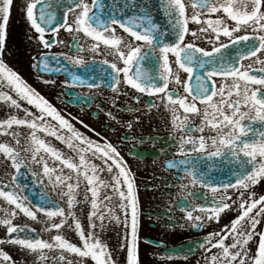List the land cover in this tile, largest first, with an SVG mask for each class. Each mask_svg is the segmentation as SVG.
<instances>
[{
  "label": "snow or ice",
  "instance_id": "snow-or-ice-1",
  "mask_svg": "<svg viewBox=\"0 0 264 264\" xmlns=\"http://www.w3.org/2000/svg\"><path fill=\"white\" fill-rule=\"evenodd\" d=\"M14 2L0 0V103L14 110L0 119V137L7 138L0 140V176L8 181H0V227L7 233L0 246H18L32 264H74L73 258L75 264H87V259L115 264L102 238L105 221L121 223L117 209L126 217L130 209L124 246L127 264H138V198L116 147L84 136L3 60ZM20 7L37 45L45 50L64 44L61 31L75 34L68 47L76 55L41 52L33 58L39 72L64 73L68 88L103 86L119 95L127 86L159 97L160 103L150 101L148 107L164 117L174 134L177 150L164 166L174 170L175 183L166 182V187L183 194L177 202L183 218L191 227L201 228L205 220L218 223L222 214L238 208L229 224L204 238L200 245L204 264H264V230L258 229L264 223V194L255 191L264 179V0H157V6L152 0H21ZM154 7L167 17L168 31H161L155 22ZM119 31L127 34V42ZM79 34L90 39L88 52L115 58L111 63L100 61L109 69L104 76L89 74L95 68L80 55L85 48ZM101 45L107 51L102 52ZM230 49L234 54H229ZM77 68L84 73H77ZM181 73L187 75L183 82ZM170 85H182L185 95ZM19 101L32 105L39 115L24 108L21 116ZM48 137L64 144L75 157L66 156ZM22 170L44 186L39 202L23 194L26 186L18 183ZM225 171L223 180L213 175ZM190 186L207 190L200 198L208 207L189 199L194 195ZM84 204L88 205L86 228L77 215ZM19 214L36 223L43 215L41 232L50 234L49 239L32 235L36 230L28 225L15 224ZM124 223L128 225L127 218ZM65 229L75 233L79 246L66 238ZM0 264H15L2 248Z\"/></svg>",
  "mask_w": 264,
  "mask_h": 264
},
{
  "label": "flooded vegetation",
  "instance_id": "flooded-vegetation-1",
  "mask_svg": "<svg viewBox=\"0 0 264 264\" xmlns=\"http://www.w3.org/2000/svg\"><path fill=\"white\" fill-rule=\"evenodd\" d=\"M20 4L21 0H15L11 10V16L7 24L6 49L3 60L8 67L16 71L29 86L52 104L84 136L100 144L107 141L116 147L132 175L138 198V264H204L205 252L200 247L204 242V238L209 233L218 232L229 224L231 219L235 218L238 208H233L232 211L222 214L218 223L215 220H205L203 227H191L183 218L184 213L177 206L178 198L182 199L183 194L179 193L176 187H166V182L175 183V181L174 170L166 169L164 165L167 160L172 158V154L177 149L173 138L174 134L171 133V128L164 122V117L155 108L150 110L148 107L150 101L160 103L159 97H149L136 93L127 86L121 87L119 95L113 93L110 88L103 86L91 90L87 87L68 88L64 84L66 79L64 73L50 75L47 72H39L38 69L33 67L37 63V60L33 58L41 52L47 51L53 54L63 52L66 55H76L75 49L70 50L68 47L72 44V36L75 34L61 31L59 38L64 41V44L54 45L50 50L43 49L42 45H37L36 34L26 22ZM153 15H156V8H154ZM160 23L162 24V21ZM190 28L195 30L197 26L192 24ZM118 34L124 37L125 42L128 41L127 34L122 31H119ZM239 34L243 35L245 33L241 32ZM46 38L48 37L46 36ZM79 42L85 48V51L80 55L89 62L90 67L95 68V71L89 74L104 76L109 69L107 65L100 64V61L107 59L111 63L115 62V58L110 55H96L88 52L87 48L90 46L91 41L84 38L82 34H79ZM224 42H227L226 38H224ZM243 43H241V47ZM197 45L205 47L206 50L211 49V45L203 41H197ZM100 47L102 52L107 51L103 45ZM229 54H234L231 49ZM61 61L64 62L62 57ZM92 61H95L94 65ZM76 71L77 73H84L83 68H77ZM186 78L187 75L181 73V81L183 82ZM44 79H54L57 83L54 86L45 85L42 82ZM171 87H176L181 95H185L182 85H170ZM125 92H127V95L124 94ZM10 94L13 95V98H16L14 93ZM136 97H139V103H137ZM19 103L21 105V116L24 108L39 115L38 111L32 105H28L26 101H19ZM10 111L14 110L0 103V119L6 118ZM48 119L55 125V121H52L50 117ZM129 123L132 124L131 128L128 127ZM3 139L7 138L0 137V140ZM47 139L66 156L75 157L74 152L67 149L64 144L55 140L54 137H48ZM165 153H168V155ZM93 162L98 165L101 164L100 160L94 159ZM65 171L67 172V170ZM2 172L3 169H0V173ZM213 175L217 179L223 180L227 172H213ZM0 181L3 183L8 182L2 176H0ZM18 183L26 186L23 192L24 195H27L34 203L39 202L40 193L44 186L39 183L38 179L33 178L29 171L22 170ZM48 191L50 195H55L50 189ZM190 191L194 193L189 198L191 201L205 207L209 206L200 198L202 192H207V190L190 186ZM255 191L258 194H264V179L257 184ZM109 194H111L110 189ZM231 194L232 191L230 190L229 195ZM207 195L210 199L211 193H207ZM235 199L236 197L233 196V200ZM87 211L88 205L84 204L77 213L85 228L88 223ZM117 215L121 223L105 221L106 230L102 238L111 250L115 264H127V248L124 245L126 244V237L130 233L131 210L128 209L126 217L125 212L117 209ZM126 218L128 220L127 226L124 223ZM39 219L41 222L36 223L23 216V214H19L14 223L28 225L36 230L31 233L32 235L39 233L41 238L49 239L50 234L41 232L46 218L40 215ZM258 229L264 230V223L258 225ZM52 234L56 233L53 232ZM63 234L79 246L78 237L73 231L65 229ZM20 235L23 236L24 233H20ZM6 238V229L0 227V239ZM181 246H185V248L178 253L167 252ZM0 248L12 256L15 264H32L31 257L26 256L18 246L6 244L0 246ZM168 256H171L172 259L168 260ZM75 259L73 258L74 264ZM87 264H94V262L87 259Z\"/></svg>",
  "mask_w": 264,
  "mask_h": 264
},
{
  "label": "water",
  "instance_id": "water-1",
  "mask_svg": "<svg viewBox=\"0 0 264 264\" xmlns=\"http://www.w3.org/2000/svg\"><path fill=\"white\" fill-rule=\"evenodd\" d=\"M152 2H153V5L154 6H157V0H152ZM154 8H156V12H157V17H156V19L158 20L159 18L163 21V24H160V29H161V31H168V20H167V17L161 12V11H159L158 10V7H154ZM159 21V20H158ZM166 21H167V23H166ZM158 24V23H157ZM159 25V24H158ZM169 38V37H168ZM168 38H166L165 39V42H168ZM185 248V246H181L180 248H178V249H170V250H168L167 252H169V253H178V252H180L182 249H184Z\"/></svg>",
  "mask_w": 264,
  "mask_h": 264
}]
</instances>
